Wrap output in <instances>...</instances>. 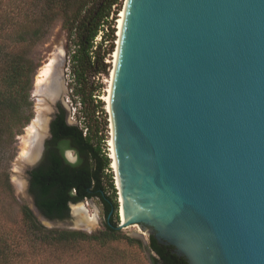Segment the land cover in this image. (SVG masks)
<instances>
[{
  "label": "water",
  "instance_id": "1",
  "mask_svg": "<svg viewBox=\"0 0 264 264\" xmlns=\"http://www.w3.org/2000/svg\"><path fill=\"white\" fill-rule=\"evenodd\" d=\"M122 10L106 110L118 229L138 226L134 237L188 264H264V0H125ZM66 59H50L33 96L36 137L11 171L41 223L57 220L35 205L29 173L66 109ZM79 204H69L76 229Z\"/></svg>",
  "mask_w": 264,
  "mask_h": 264
},
{
  "label": "trees",
  "instance_id": "2",
  "mask_svg": "<svg viewBox=\"0 0 264 264\" xmlns=\"http://www.w3.org/2000/svg\"><path fill=\"white\" fill-rule=\"evenodd\" d=\"M122 1L0 0V159L6 157L10 163L15 158L16 153L5 148L9 150L13 139L33 118L34 64L29 50L43 43L55 22L60 21L66 32L65 52L72 78L68 96L77 115L75 123H70L67 110L58 105L43 157L29 173V192L41 213L52 221L66 220L70 203L87 200H97L104 216V229L94 234L47 229L26 205H21L19 210L27 227L23 242L30 257L46 248L81 241L105 245L121 239L143 248L140 240L120 237L117 189L103 135L107 113L98 98L102 84L93 81L108 74L106 59L116 39L114 16ZM99 33L101 41L95 43ZM98 111L105 115L101 128L95 120ZM66 151L75 155V162L67 160ZM8 169L0 170V188L16 202ZM17 242L19 238L10 242L0 239V264L27 263L28 257L13 251ZM147 249L150 264H188L173 253V247L159 244L153 236L148 237Z\"/></svg>",
  "mask_w": 264,
  "mask_h": 264
},
{
  "label": "rangeland",
  "instance_id": "3",
  "mask_svg": "<svg viewBox=\"0 0 264 264\" xmlns=\"http://www.w3.org/2000/svg\"><path fill=\"white\" fill-rule=\"evenodd\" d=\"M125 0L121 2V8L115 14L114 19V26L116 29L115 37L116 39L113 41V51L107 56L106 62L109 63L110 68L108 70V74L106 76L102 75L93 79L95 83L102 84V91L99 93V99L104 103V112L108 109L107 105V97L109 93V86L111 83V75L114 63V53L117 48V20L119 17L120 12L122 11L123 5ZM101 35V34H98ZM101 41V37L97 36L95 39V43ZM4 43H9L8 41H4ZM66 46V32L61 26V22L57 21L53 25L49 36L46 40L32 48L29 53L30 58L34 64V73H33V80L31 86V101L33 103L32 111H33V118L30 123L20 131V135L16 136L15 139L12 141V146L5 148L6 151H14L16 153L15 158L9 163L7 158L5 157L3 160L0 159V170L9 167L8 173L10 182L13 187L14 196L16 202L10 198V196L0 188V239H5L6 241L10 242L11 239L19 238V242H17L13 248V251L17 252V254H22L27 258L26 264H150L149 257L151 253L147 249V241L148 235L143 233L142 240L139 238L134 237L133 235L136 233H142L138 226H131L125 229H122L120 232V237L128 236L130 238L140 240L143 243V248L137 247L135 245H129L124 240L118 239L116 241H111L106 243L105 245H99L94 242H69L63 243L54 249L46 248L40 254L30 257L29 251L24 244V237L26 236V222L24 221L22 214L19 210L21 205H26L29 207L26 196L23 192H18L15 185L16 179L14 176L11 175V171H15L14 162L16 158L20 154V150L23 147V142L26 137L25 129L31 124V122L35 119L37 109L35 107L37 98H33V96L38 97L37 92L38 90L34 88V80L38 74L40 68L46 63L48 59L52 57V55L57 51L62 52L66 55L65 52ZM68 65L66 59V66ZM64 81H65V96H64V104L66 106V110L68 112V120L70 123H75L77 111L75 110L73 104L71 103V99L68 96L70 93L68 85L72 82V78L70 76L69 68L67 67L64 72ZM36 109V111H35ZM105 119V115L101 114L98 111L95 114V120L100 124L99 127L101 128V124ZM107 129L104 130L103 135L106 138V151L109 153V156L112 155L111 146L109 142H111V129H110V122H109V115L107 114ZM36 130H34L31 137L34 136ZM30 137V138H31ZM29 138V139H30ZM9 152V153H10ZM70 156L73 158L75 155L71 152ZM112 167V163H111ZM113 171V170H112ZM114 174V172H113ZM114 181H115V174H114ZM23 182V181H22ZM118 198V195H117ZM83 213L86 215L87 218H91L92 216H97V223L95 229L93 231H84L81 229H76L70 222L71 218L68 217L66 221H57V222H40L37 217H35L36 221L40 223L43 227L47 229H56V230H71V231H81L86 234H94L98 231H102L104 229V216L103 211L100 203L97 200H87L84 201L82 204ZM119 214V213H118ZM119 217V215H118ZM113 221H116L114 217ZM120 224V217L119 222ZM22 239V240H21Z\"/></svg>",
  "mask_w": 264,
  "mask_h": 264
},
{
  "label": "bare ground",
  "instance_id": "4",
  "mask_svg": "<svg viewBox=\"0 0 264 264\" xmlns=\"http://www.w3.org/2000/svg\"><path fill=\"white\" fill-rule=\"evenodd\" d=\"M122 13H123V10L120 12L119 14V17H118V20H117V36H118V39H119V33H120V26H121V20H122ZM117 44H118V41H117ZM115 55H116V51L114 53V60H115ZM57 56H62V52L57 50L51 58H54V57H57ZM50 58V59H51ZM48 59L46 61V63L40 68V70L38 71V74L37 76L35 77V80H34V88L39 90V88L44 85L48 79V76L50 74V67H51V60ZM111 79H112V75H111ZM111 85V83H110ZM109 95H110V86H109V93H108V97H107V105H108V110H109ZM36 105H38V100L36 101ZM36 107L37 109V112L39 110V108ZM35 109V111H36ZM37 119L36 120H33L31 122V124L25 129L26 131V137H25V140L23 142V147L21 148L20 150V154L19 155H22V156H25L27 155L29 149H30V145H31V142L35 139V135L36 133L34 134V136L31 137V134H33L34 130H36V127H37ZM111 127V126H110ZM31 137V138H30ZM30 138V139H29ZM110 146H111V152H112V141L109 142ZM111 159H112V168L115 170V166H114V159H113V153L112 155L110 156ZM16 179V189L18 192H22L23 191V188H24V183L22 182V180H19L17 178ZM116 184H117V179H116ZM118 186V184H117ZM73 213L74 215L76 216V226H78L79 229L81 230H84V231H93V229H95V225L97 223V216H92L91 218H87L86 215L83 213V210H85V208L83 209V206L82 204H79L77 205L76 207L73 208ZM120 214V218L121 220L120 221H124V216H123V212H122V206L120 204V209H119V212Z\"/></svg>",
  "mask_w": 264,
  "mask_h": 264
},
{
  "label": "built area",
  "instance_id": "5",
  "mask_svg": "<svg viewBox=\"0 0 264 264\" xmlns=\"http://www.w3.org/2000/svg\"><path fill=\"white\" fill-rule=\"evenodd\" d=\"M99 34H101V33H99ZM98 36H100V35H98Z\"/></svg>",
  "mask_w": 264,
  "mask_h": 264
}]
</instances>
